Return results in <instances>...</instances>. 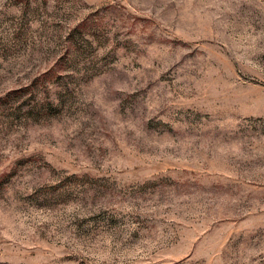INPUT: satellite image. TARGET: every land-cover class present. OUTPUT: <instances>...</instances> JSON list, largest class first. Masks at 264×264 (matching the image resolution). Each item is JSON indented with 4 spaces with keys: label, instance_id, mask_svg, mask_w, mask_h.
Segmentation results:
<instances>
[{
    "label": "rangeland",
    "instance_id": "rangeland-1",
    "mask_svg": "<svg viewBox=\"0 0 264 264\" xmlns=\"http://www.w3.org/2000/svg\"><path fill=\"white\" fill-rule=\"evenodd\" d=\"M0 264H264V0H0Z\"/></svg>",
    "mask_w": 264,
    "mask_h": 264
}]
</instances>
